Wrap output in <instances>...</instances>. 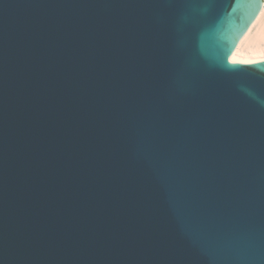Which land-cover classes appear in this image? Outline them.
<instances>
[{"label":"water","instance_id":"1","mask_svg":"<svg viewBox=\"0 0 264 264\" xmlns=\"http://www.w3.org/2000/svg\"><path fill=\"white\" fill-rule=\"evenodd\" d=\"M264 0H0V264H264Z\"/></svg>","mask_w":264,"mask_h":264},{"label":"bare ground","instance_id":"2","mask_svg":"<svg viewBox=\"0 0 264 264\" xmlns=\"http://www.w3.org/2000/svg\"><path fill=\"white\" fill-rule=\"evenodd\" d=\"M230 59L233 63L264 61V5Z\"/></svg>","mask_w":264,"mask_h":264}]
</instances>
